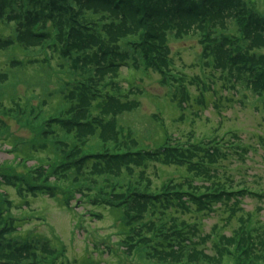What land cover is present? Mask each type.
Masks as SVG:
<instances>
[{
    "label": "rangeland",
    "instance_id": "1",
    "mask_svg": "<svg viewBox=\"0 0 264 264\" xmlns=\"http://www.w3.org/2000/svg\"><path fill=\"white\" fill-rule=\"evenodd\" d=\"M239 1L237 12L264 11V0ZM178 2L157 9L184 13L151 22L154 0H0V98L14 113L0 111V175L28 168L3 165L12 159L3 139L48 145L31 154L59 160L52 175L83 165L68 202L76 211L42 193L28 194L22 212L16 188L0 185L12 201L0 206L26 221L13 237L0 230V264H52L48 240L63 250L59 264H264V27L247 42L250 63L240 41L226 46L239 34L232 0L205 22ZM142 29L156 30L155 47L143 44L152 36L137 43ZM180 184L194 196L170 188ZM121 216L149 222L151 257L124 246L137 232L126 235Z\"/></svg>",
    "mask_w": 264,
    "mask_h": 264
},
{
    "label": "trees",
    "instance_id": "2",
    "mask_svg": "<svg viewBox=\"0 0 264 264\" xmlns=\"http://www.w3.org/2000/svg\"><path fill=\"white\" fill-rule=\"evenodd\" d=\"M178 1H183V0H161L160 3H162V6H165L166 2H171V3L177 2V3H179ZM186 1H189L188 8L196 7L193 10H188V11L192 14L193 18H195L199 22H205L206 20H210L211 18L220 17L226 13V11H223L224 8H226V6L223 5L224 1H226V0H212V3L214 5L211 2H208L211 0H186ZM239 2H240L239 0H232V3H231V6H233L232 9L234 10V15H236L235 23H233V27H235L237 29V32H239V34L234 35L233 31H232V33L230 32V34H226L225 38H226V40H228V44L226 46L234 45V43H236L237 46L243 45V47H245L244 52H246V54L243 55L244 58L247 61H249L250 63H253L254 61H252V57L248 53V48H250L252 46V44L249 47H246V45H247L248 41H252L253 39H254V41L257 40L256 38H258V37H255L256 31L259 28L264 27V11L261 12V11L257 10V12H254L252 10V8H250L248 6L246 8H243V9H241V6H240L239 11L237 12L236 11V5ZM160 3L156 2L154 0L153 8L151 7L150 10L146 9L148 14H150V15H148V17L150 18L148 20H150L151 22H153V20H156L157 22H160V21L162 22V18L163 17L167 18V15L175 16V15H178L180 13H184V12H180V7L174 6L173 4L170 7L165 8L164 9L165 12L161 13L157 9V6ZM147 4H149V3H147ZM85 11H87V10H85ZM222 12H224V13L221 14ZM94 15H97V13L94 12ZM131 19H132V21L136 20L134 18H131ZM144 20H146V19H143L142 21H144ZM153 28H154V26H153ZM250 34H252V36H253V38H251V39H249ZM143 35H145V37ZM157 35L158 34L156 33L155 29L154 30L152 29V31L145 30V32H144V29H142V33L138 37L137 43L145 41L147 36H152L151 40L143 42V44H145L144 47L150 49V47H155V41L154 40L156 39ZM128 37H131V36L129 34H126V35H124L122 40L126 39V41L130 42L131 39L129 40ZM238 41H240L242 44L240 45L238 43ZM131 42H133V41H131ZM121 43H125V42L121 41ZM201 43H204V45H210V39H209V41L206 42L207 44L204 41H201ZM205 53H206V51L204 50V54ZM259 57H264V56L259 55ZM221 66L223 67V69H225L224 64H222ZM224 76H225V74H224ZM211 88H213V87H211ZM214 91L215 90L212 89V92H214ZM13 101L14 100L11 99V103ZM2 103L4 104V102L0 98V111L3 114L6 113V114L13 115L14 113L11 112V110H9L11 108H6V107L4 108ZM11 107L13 108V106H11ZM21 107H22V105L20 107L17 106V108L19 109L17 111L19 113L18 116L20 114L23 116V111H21ZM62 120H63V118L60 117V119H58L56 121L60 122ZM13 140L14 139H3L2 140V144L5 146V148L8 149L7 150L8 154L12 155V159H8V160L4 161L3 165L9 166L11 172H14L13 165L14 164L17 165L18 161L20 159H23L26 161V163H23V165L20 167H24V168L28 167L29 169L31 168L33 170L30 173V170L28 171V168H27L26 174L22 177L19 174L17 175V173L15 175H13V173L10 174V176H12V175L14 176V177H10V178L5 177V176H8L6 174H1L0 175V185H3L4 189H5V187H8V186L16 188V190H15L16 193L19 194L18 195L19 198H21L23 201V204L19 206L20 210H22V212H23V210L25 209V208L23 209V206H24L25 202L27 201L26 200L27 195L30 194L33 197L46 195V197L58 201L60 206L63 207L64 209L66 208L67 210H70V211H73V209H74V211H76L75 207L73 205L71 206L70 204H68V202H69V200H72L76 204V202L78 201L75 196L80 194L79 187H81V182H79V181L81 180L80 178L82 177L81 169H82L83 165L79 169H77L78 167L75 168L73 166V164L70 165L68 170L66 167H64L61 170L59 168H57L54 170L53 175H52L50 167L56 158L54 157L53 159H51V161H48L47 159H42V158L36 157L35 155L31 154V152L33 151V152H38L40 154H47L48 155L49 154L48 145H44L42 147H39L38 145H36L34 147L33 146L25 147V145H22V146L18 147V144L14 143ZM35 141H36V143H38V142L41 143V141L38 138H36ZM15 142H17V140H15ZM194 145L197 146L196 144H194ZM214 146H216V145H214ZM197 147H199V146H197ZM213 149H215L214 153H217L216 151L218 149H220V147L211 146L209 148V152L211 153V151ZM93 153L96 154L97 152H93ZM214 153H212V154H214ZM224 153H225L226 159L230 158V156H231L230 153H228V152H224ZM201 154H203V152H201ZM201 154H200L199 158L203 159L204 156ZM31 155H33V156H31ZM15 158H16V160H15ZM90 158L91 157L86 158V159H90ZM60 160H62V158H60ZM210 160L211 159H209V161ZM29 161L33 162L30 167L26 165L27 162H29ZM57 161H59V160H57ZM193 162H196V161H193ZM96 163L97 162H93L92 165H94ZM17 167H18V165H17ZM100 167H101V164L98 163L97 168H100ZM34 169H37V171H40L41 174H38L37 172H35ZM99 171L101 173L102 170L100 169ZM200 171L202 172V170H200ZM106 173L108 174V171H106L105 174ZM107 174L105 176H107ZM1 176H4V178ZM95 178L97 179V177H95ZM186 179H187V181H189V180L192 181V184H193L194 179L192 177L188 176V177H186ZM197 179H199V178H196L195 180H197ZM209 180H211V179H209ZM105 181H107V180H105ZM178 186H182V185L181 184L175 185V186L170 187V188H174L175 193L177 192V193L181 194L182 192H185L188 195L194 196L193 193H190L186 190L181 191L178 188ZM202 187H204V186H202ZM228 192H231V191L225 190L224 193H228ZM42 193H43V195H42ZM160 193L162 194L163 192L160 191ZM256 193L257 192H253L252 195H254V194L260 195L259 193H257V194ZM0 195L3 197L2 198L3 201L0 202L1 205L4 202H6V203L12 202L10 199L7 198L6 190H4L3 192H0ZM156 195L157 194H153V195L150 194V197L156 196ZM92 197H94V195ZM92 197H90V199ZM97 202L106 204L105 200H97ZM8 204L10 205V203H8ZM152 204H155V203H152ZM25 207H26V205H25ZM78 207H82V209L85 208L83 203H81V205H78ZM111 208H117V206H111ZM186 209H187V211H190L189 207H186ZM2 210L3 211L8 210L9 216L7 219H4V215L1 214ZM81 213H83L85 215V213H87V212L82 211ZM0 214H1L0 219L2 220L1 221L2 224H0V230H2V233H4V235H6L7 238H9L12 235V233L19 232L21 227L23 226V224L26 223V221H23L21 219V217L13 216V214L11 213V207L9 209H3L1 207ZM128 215H130V214H128ZM127 217L128 216L122 218V216H121L122 223L127 228L126 229L127 230L126 235L128 233L133 232V231L137 232V233H136V236H131V235L127 236L124 239V243H126L127 240H129V238L132 241L130 243L124 245V246L128 247V249H129L128 251H130L132 253L137 254L139 252V254H141L140 253V251H141L146 257H148V258H149V256L151 257V253L148 252V246H149V242L151 240L142 239V236L145 233L146 224H148L149 222L147 221L148 223L147 222L141 223L139 226L136 227L133 225L132 222L134 220H137V219L140 220V217H137V218L136 217H132V218L128 217V219H127ZM4 220H6V221H4ZM146 231H147V229H146ZM11 237H13V236H11ZM187 239H188V245H190V244L194 245V242H193L194 237L193 236L188 237ZM24 240L27 243L34 244V242L31 241L32 239L30 241L28 240L29 242L26 239H24ZM22 241H23V239H22ZM44 242L48 243L47 244L48 250L46 249L48 253H50V254L58 253V254L50 257L51 263L52 264H59L60 263L59 262L60 257L64 256L63 250L61 248L55 247L49 240L44 241ZM139 244H141V245L139 246ZM27 247L29 250L30 247L29 246H27ZM141 247H143L142 250H140ZM173 249H175L174 246H173ZM192 249H194V248H192Z\"/></svg>",
    "mask_w": 264,
    "mask_h": 264
}]
</instances>
